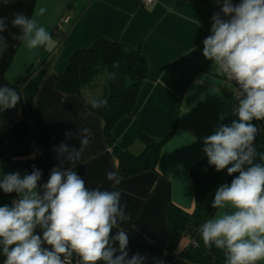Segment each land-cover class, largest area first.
<instances>
[{
    "label": "crops",
    "instance_id": "0c3cea01",
    "mask_svg": "<svg viewBox=\"0 0 264 264\" xmlns=\"http://www.w3.org/2000/svg\"><path fill=\"white\" fill-rule=\"evenodd\" d=\"M211 2L154 0L143 5L141 0H0V17H8V30L0 33L7 42V48L0 51V86L11 87L32 73L17 90L21 95L18 104L12 109L0 108V177L13 172L24 176L27 162L34 157L32 146L36 145L43 154L41 183H46L54 167L73 166L58 160L54 149L61 143L79 149V130L89 128V144L73 170L90 190L100 187L121 192V204L126 203L130 219L120 228L127 233L134 229L142 236L136 239L128 234L129 258L139 253L147 255L145 264H155L156 260L191 264L164 248L167 206L171 202L187 213L193 212L189 169L207 157L203 138L220 124L238 120L233 112L237 99L232 84L202 54L203 41L211 35ZM18 12L35 16L49 31L52 40L47 46L29 51L15 38L20 31L12 27L11 19ZM99 39L118 40L147 60V75L135 109L113 127L116 145L138 153L142 149L140 134L155 139L171 135L162 147L155 172L127 179L118 176L121 183L115 189L106 177L109 171L117 172L103 138L101 120L78 96L63 94L55 87L71 55ZM101 75V82L99 76L88 86L91 94L108 92L106 71ZM252 123L259 128L254 162L261 163L264 121ZM66 132L72 136L66 138ZM17 199V193L0 190V206H11ZM116 231L114 228L113 234ZM4 259L0 254V264Z\"/></svg>",
    "mask_w": 264,
    "mask_h": 264
},
{
    "label": "clouds",
    "instance_id": "9594fccd",
    "mask_svg": "<svg viewBox=\"0 0 264 264\" xmlns=\"http://www.w3.org/2000/svg\"><path fill=\"white\" fill-rule=\"evenodd\" d=\"M216 2L221 11L211 18V35L203 41L202 54L238 86L239 98L233 106L238 120L220 124L204 137L203 152L217 172L227 169L229 175H238L216 189L212 208L217 211L200 225L199 232L206 248L215 246L224 252L225 264H259L264 261V153L259 154L261 163H255L259 128L252 121H264V0ZM11 25L19 29L15 38L29 51L52 40L35 16L14 13ZM7 30L8 17H0V33ZM6 48L7 42L0 37V51ZM119 67L114 62L113 68ZM109 75L112 80L117 78L115 71ZM20 99L15 88L0 86L3 110L14 108ZM107 103L106 99L90 101L94 109ZM90 135L89 128L79 130V149H70L67 143L54 149L58 160L73 166L54 167L42 185V171L35 166L24 176L13 172L0 177V190L19 196L11 206H0L3 264H145L146 254L129 258V236L120 224L130 217L126 203L121 204V192L100 187L90 190L73 170ZM71 136L65 133L66 138ZM106 177L113 189L121 183L115 172H107Z\"/></svg>",
    "mask_w": 264,
    "mask_h": 264
},
{
    "label": "trees",
    "instance_id": "16d2710c",
    "mask_svg": "<svg viewBox=\"0 0 264 264\" xmlns=\"http://www.w3.org/2000/svg\"><path fill=\"white\" fill-rule=\"evenodd\" d=\"M232 2L239 4L238 0H232ZM211 3L213 5L217 2L212 0ZM10 60L11 58L7 65ZM114 62H119V69L113 68ZM104 71L108 77V92L91 94L88 86ZM114 71L117 73V78L112 80L109 74ZM31 74L28 72L11 88L18 90L27 82ZM146 75L147 60L138 50L118 40L99 39L90 47L79 49L71 55L66 69L58 76L55 84L59 92L78 96L86 109L101 120L104 141L115 159L117 175L123 179L146 172H155L162 147L171 137L169 135L155 139L142 133L138 137L142 145L138 153L121 150L113 138L112 130L115 124L129 116L135 109L136 98ZM92 99H106L108 103L102 108L94 109L90 104ZM42 160L41 151L40 155H34L27 162L25 174H30L33 166L42 171ZM237 175L238 173L229 175L227 169L217 172L214 166L209 165L207 157L198 160L190 167L189 177L193 185L194 210L192 213H187L171 202L168 204L167 238L164 246L167 251L191 264H225V255L222 250L215 246L212 248L204 246L199 228L217 211L212 208L216 189L224 183L230 184ZM39 183L42 185L41 180ZM128 234L133 238L142 239V236L134 229Z\"/></svg>",
    "mask_w": 264,
    "mask_h": 264
},
{
    "label": "built area",
    "instance_id": "2783aa9c",
    "mask_svg": "<svg viewBox=\"0 0 264 264\" xmlns=\"http://www.w3.org/2000/svg\"><path fill=\"white\" fill-rule=\"evenodd\" d=\"M154 0H141V2L143 3V5H150L153 3ZM233 4H237V3H233ZM221 9H220V4H213L211 6V17L209 19V24L212 26V16L214 13H220ZM221 15L223 16V14L221 13ZM223 78L225 79V81L229 82L232 84L233 86V96L238 100V96H237V92H238V86L235 84L234 81L229 80L225 75H223ZM32 151L33 154L35 156H38L41 154V151L38 149V147L36 145L32 146Z\"/></svg>",
    "mask_w": 264,
    "mask_h": 264
},
{
    "label": "rangeland",
    "instance_id": "374dc122",
    "mask_svg": "<svg viewBox=\"0 0 264 264\" xmlns=\"http://www.w3.org/2000/svg\"><path fill=\"white\" fill-rule=\"evenodd\" d=\"M97 80H99V82H101V80H103V76L100 74V78L99 79H97ZM96 80V81H97ZM108 90V89H107Z\"/></svg>",
    "mask_w": 264,
    "mask_h": 264
}]
</instances>
